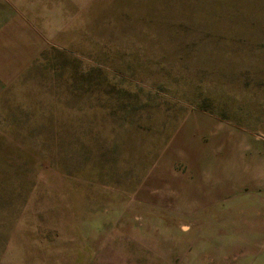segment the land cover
Returning <instances> with one entry per match:
<instances>
[{"label": "rangeland", "instance_id": "374dc122", "mask_svg": "<svg viewBox=\"0 0 264 264\" xmlns=\"http://www.w3.org/2000/svg\"><path fill=\"white\" fill-rule=\"evenodd\" d=\"M264 0H0V264H264Z\"/></svg>", "mask_w": 264, "mask_h": 264}, {"label": "crops", "instance_id": "0c3cea01", "mask_svg": "<svg viewBox=\"0 0 264 264\" xmlns=\"http://www.w3.org/2000/svg\"><path fill=\"white\" fill-rule=\"evenodd\" d=\"M262 164H264V144H262ZM262 170L264 171V167H262ZM263 178H264V172H263Z\"/></svg>", "mask_w": 264, "mask_h": 264}]
</instances>
